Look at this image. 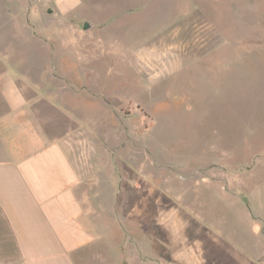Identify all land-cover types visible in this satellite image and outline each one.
<instances>
[{"label": "rangeland", "instance_id": "rangeland-1", "mask_svg": "<svg viewBox=\"0 0 264 264\" xmlns=\"http://www.w3.org/2000/svg\"><path fill=\"white\" fill-rule=\"evenodd\" d=\"M10 65L113 152L91 219L107 258L244 264L228 243L264 215V0H0Z\"/></svg>", "mask_w": 264, "mask_h": 264}, {"label": "crops", "instance_id": "crops-1", "mask_svg": "<svg viewBox=\"0 0 264 264\" xmlns=\"http://www.w3.org/2000/svg\"><path fill=\"white\" fill-rule=\"evenodd\" d=\"M12 66L0 71V264H117L105 256L106 227L91 220L97 207L105 209L98 188L114 170L113 152L107 168L89 120L50 96V87L19 84L10 75L26 72ZM258 217L251 221L260 240H231L232 259L264 264V215Z\"/></svg>", "mask_w": 264, "mask_h": 264}, {"label": "water", "instance_id": "water-1", "mask_svg": "<svg viewBox=\"0 0 264 264\" xmlns=\"http://www.w3.org/2000/svg\"><path fill=\"white\" fill-rule=\"evenodd\" d=\"M92 27V24L88 21H84L83 25H82V28L83 29H89Z\"/></svg>", "mask_w": 264, "mask_h": 264}]
</instances>
